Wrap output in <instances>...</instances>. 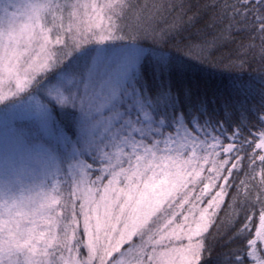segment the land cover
<instances>
[{"label": "snow or ice", "instance_id": "6c2138e0", "mask_svg": "<svg viewBox=\"0 0 264 264\" xmlns=\"http://www.w3.org/2000/svg\"><path fill=\"white\" fill-rule=\"evenodd\" d=\"M17 112L0 264H264V0H0Z\"/></svg>", "mask_w": 264, "mask_h": 264}, {"label": "trees", "instance_id": "16d2710c", "mask_svg": "<svg viewBox=\"0 0 264 264\" xmlns=\"http://www.w3.org/2000/svg\"><path fill=\"white\" fill-rule=\"evenodd\" d=\"M191 2L193 4H197V5L201 6V8H202L205 3H212L213 0H191ZM196 10L197 9L194 8L193 12H195ZM189 15H192V13H189ZM207 19H208V17H205V19L202 20L200 22V24L197 25V28L203 27V25ZM161 26H164L163 22H161ZM190 31L195 32V29H191ZM192 39H193V41L198 42L197 37L193 36ZM237 39L239 40V39H241V37H237ZM186 42L187 41H185V43ZM166 48L168 49V53L170 55H181V56H184V55H192V56L202 55L204 57H208L210 60H213V61H219L223 57V55L228 51L227 48H222V49L215 50L212 52L206 51V52L200 54L199 50L196 49V50H193L192 52L189 53L187 49H183L182 47H181V49L178 50L176 42H172V41H170L168 43ZM193 62L195 63V61H193ZM258 68H259L258 64H253L251 66V69H249L248 71L255 73ZM200 75H201L202 79H204L205 81H207L209 83L210 86H212V85L222 86L223 83L225 82V80L229 79L228 74L226 72H223L222 69H206L203 73H200ZM243 80L245 81L246 85L250 88L257 89L259 87V76L258 75L252 79H249L248 77H243ZM2 114L3 113H0V119H1ZM13 121H15V124L12 127H9L10 124L6 123V126L4 125V126H1V128H0L1 130H3L6 133V136L1 135L2 137H5L4 141H6V142L10 141L11 140L10 138H13L12 135L13 134L16 135V132L18 130H22L25 133H28L29 130H31L32 132L36 131V127L34 128L35 123L32 119L27 120V119L17 118ZM228 227H229V225L225 224L224 227L221 229V233L226 231L228 229ZM213 232L215 234V229H213ZM229 234H231V233H229ZM226 239H227V236H225V240ZM221 243H223V241H221ZM235 246L236 245H232V247H235ZM220 250L221 249H219L217 247V251H220ZM212 255L214 258L216 253L213 252Z\"/></svg>", "mask_w": 264, "mask_h": 264}, {"label": "rangeland", "instance_id": "374dc122", "mask_svg": "<svg viewBox=\"0 0 264 264\" xmlns=\"http://www.w3.org/2000/svg\"><path fill=\"white\" fill-rule=\"evenodd\" d=\"M17 118H21V119H32L31 116L27 113H23V112H17V113H10L7 116H5L4 114L1 115V119H0V128L1 126H6V123L10 124L13 120L17 119ZM33 120V119H32ZM36 127V125L34 126V128ZM1 135L6 136V133L0 129V148L4 147L9 141H4L5 137H2ZM13 138H10L11 140H14V134L12 135Z\"/></svg>", "mask_w": 264, "mask_h": 264}]
</instances>
